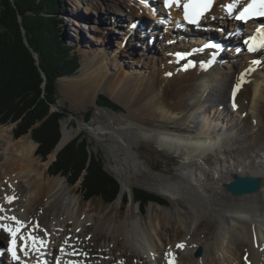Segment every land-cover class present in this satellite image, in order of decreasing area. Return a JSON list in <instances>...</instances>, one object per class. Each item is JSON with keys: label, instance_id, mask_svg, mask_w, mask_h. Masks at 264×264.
<instances>
[{"label": "bare ground", "instance_id": "obj_1", "mask_svg": "<svg viewBox=\"0 0 264 264\" xmlns=\"http://www.w3.org/2000/svg\"><path fill=\"white\" fill-rule=\"evenodd\" d=\"M89 1L87 5L95 4V0ZM125 1L97 0L99 8L104 5L110 7V11L117 8L119 12L115 11L116 17L96 18L85 15L86 23L90 20L97 22L94 31L100 33L107 29L108 33L90 35L85 33L86 28H82L84 25L79 27V38L75 37V40L78 38L88 61L83 72L62 78L60 86L64 94L71 98L73 108L94 102L97 108L95 120L113 118V128L100 125L95 127L91 123L88 129L101 136L109 133L111 138H115V152L122 163L115 167L116 172L123 174L125 165L133 166L138 172V181L145 188L173 201L180 198L190 200L194 223L188 226L179 211L168 209L169 221L164 224L152 223L149 230H144L139 220L126 218L112 226L110 219H99L94 232H113L117 256L113 251L111 257L103 256L93 260L87 238L92 237L88 224L96 221L95 215L79 213L76 204L80 199L78 194H73L76 189L73 191L65 176L60 174L48 177V167L56 158V151L46 161L37 158V143L28 135L14 141L8 126H1L0 130V177L5 183H1L0 179V211L7 215L16 213L28 222L34 217L39 218L40 226L36 230L38 244L44 249L50 239L45 252L50 259L58 258L63 264H130L128 258L134 251L140 258L144 256L147 264H169L167 258L171 251L177 252L180 264H264V52L259 56L261 62L252 65L256 57H251L244 48L238 50V44L243 42L242 34L250 32L254 24L247 25L249 29L243 31L236 16L230 17L227 13L231 3L242 5L248 0H216L205 26L199 30L201 34L187 32L184 41L177 40L176 34L179 36V33L175 34L170 27L163 32L160 22L154 24L153 21L160 20L156 3L161 0L153 3V6L148 5L152 22L142 17L143 10L136 5V2L148 4L147 0H127L128 12H123L120 6ZM74 11L80 14L78 7ZM170 12L171 15L181 17L178 8ZM124 16L131 17L127 21ZM132 22H138L134 29L129 24ZM212 25L217 28L213 29ZM118 27L122 29L118 34H123L119 38L116 35ZM208 32L226 43L222 57L209 71L196 72L198 67L183 71L180 64L171 61L175 50H189ZM114 38H121V43L116 44V47L115 44L111 45ZM123 43L130 45V50L145 59H138L137 55L133 57ZM205 50L199 55L195 53V58L200 56L203 60L210 51ZM132 60L145 64L149 71L146 75L139 73L140 79L135 76L126 79L118 92L119 97L113 99H122L128 112L108 117L107 113L113 112L98 104L94 92L101 91L102 83L107 84L105 87L108 90L115 88L113 92L116 91L118 84L109 72L110 64L125 66ZM151 65L156 69L153 87L148 82L151 78L148 75L153 73ZM167 70L175 72L171 77H165L164 72ZM226 74H231L229 80ZM217 80H220V85L215 83ZM136 88H139L136 97L133 96L136 102H130L129 96ZM148 88H152L151 91ZM201 102H205L207 107ZM198 108L201 110L200 115H209L212 119L201 128L200 123L195 121L200 116L194 115L195 120L188 122ZM153 119L180 123L189 129L183 130L171 124L161 126ZM66 124L62 129L58 149L65 146L73 136L67 131ZM144 137H149L176 158L179 175L162 180L163 176L160 175L143 174V163L134 150ZM210 152L214 159H209ZM209 173L213 176L211 190L207 187L210 185L207 183ZM234 175L257 176L262 187L242 196L231 195L224 185ZM122 186L123 191L128 187L127 179L123 180ZM5 193H15L17 201L5 205ZM193 196H199L205 202L200 200L202 205L196 204L194 201L199 200ZM120 200L121 195L118 198ZM204 210L209 220L203 225L206 218ZM217 219L222 222L220 226ZM174 222L178 226H174ZM184 228L186 233L182 237L171 239L172 232ZM3 237L4 233H0V241ZM178 243L183 247L178 248ZM197 247L202 249L199 256L194 254ZM112 249L108 244L103 245L101 251L106 254L104 251L112 252ZM38 253H31V259L38 260ZM245 253L248 254L246 261L242 259ZM9 259L8 256L6 259L0 258V264H8ZM34 264L39 263L35 261Z\"/></svg>", "mask_w": 264, "mask_h": 264}, {"label": "trees", "instance_id": "obj_2", "mask_svg": "<svg viewBox=\"0 0 264 264\" xmlns=\"http://www.w3.org/2000/svg\"><path fill=\"white\" fill-rule=\"evenodd\" d=\"M60 5L61 0H0V121L15 124L16 138L30 133L38 144L37 154L44 160L61 140V121L70 115L65 107L53 109L57 101L56 81L77 73L81 65L79 55L61 34ZM30 47L38 55V64ZM97 102L114 111L120 109L105 94H99ZM91 115L92 111H87L85 121ZM48 171L65 176L70 185L80 181L86 201L97 197L111 204L120 194V180L90 149L83 132L57 153ZM122 200L124 206L133 200L144 213L151 202L168 205L165 198L143 188H132L131 194L125 191Z\"/></svg>", "mask_w": 264, "mask_h": 264}, {"label": "rangeland", "instance_id": "obj_3", "mask_svg": "<svg viewBox=\"0 0 264 264\" xmlns=\"http://www.w3.org/2000/svg\"><path fill=\"white\" fill-rule=\"evenodd\" d=\"M88 3H90L89 0H61V5H60V9H59V14H58V18L60 19L59 20L60 21V31H61V34H62L66 44L73 47L74 51H76V53L79 55L80 63H81V66L79 67L77 73L70 75L68 77H73L74 75H77L79 73V71L83 72V69H84V67L88 61V59L86 61V58L84 57L85 56L83 53L84 49H82V47L79 43V40H78L79 35H77V31H79V27L81 28V25H84V26H82V28L83 29L86 28L85 33L86 34L88 33L90 35H97L98 36L99 34L101 35L104 33L106 35L108 33L107 29H104V30H106L105 32L102 31L100 33L94 31L93 28L95 26H98L97 22H95L94 20H90L86 23V21L84 19L86 17H90L91 15H92V17H96V18L97 17L98 18L99 17L104 18V17H110V16L116 17L117 16L116 12L117 11L119 12V10L117 8L111 9L112 11H110V7L105 6V5L100 6V8H99L96 5L97 0H95V4H93V5H87ZM128 4L129 3L126 0L122 4V7L120 6V9L124 10L123 12H128L127 11ZM136 5H138V7H140L143 10L142 11L143 12L142 17H144L145 19H148V21L151 22V16L149 14L148 4H146V3L140 4L139 2H136ZM76 7L79 8L81 15L77 14L74 11V9H76ZM0 10H1V6H0ZM67 13H69V14H67ZM85 15H86V17H85ZM77 16H78V18H77ZM119 17H123V16L119 15ZM129 17H131V16H128L127 18H125V16H124V18L127 21H129ZM129 24H131V23H129ZM166 28H167V26H163L164 31L166 30ZM120 30H122V29L119 28L116 30V32H117L116 35L118 38L120 37V35L123 36L122 33L118 34V32ZM75 37H78V38L75 40ZM110 37L111 36H109V38ZM91 38L93 39V37H91ZM120 40H121V38L120 39L114 38L113 40H111L112 41L111 45L113 46L115 44L114 46L116 47V44L121 43V42H119ZM124 45L128 49L130 48V45H127V44H124ZM115 47H114V49H115ZM157 47H158V49H160L161 48L160 44H158ZM109 48L111 49V47H109ZM128 51L133 55V57H135L137 55V53H135V51L132 49L131 50L129 49ZM108 54H111V53L108 52ZM112 56H114V54L111 55V57ZM136 58L141 59V60L145 59L144 57L141 56V54H138L136 56ZM110 65L111 66L109 67V72L112 74L113 78L116 80V83L119 86L117 85L116 91L113 92V90L115 88H111V90H108L105 87V86H107V84L102 83L103 85L100 88L101 91L100 92H97V91L94 92L96 101H97L99 94H105L106 96L111 98V100L117 102L120 105V109L117 111H114L110 108H107L113 112L110 114L107 113V116L109 115L108 117L114 115L115 113L120 114L123 112L124 113L128 112L126 110V106L122 102L123 101L122 99H120L121 102L113 99L115 97L116 98L119 97L118 92H119V90H121L120 87L125 84L126 79L128 77H132V76H135L136 78L140 79L141 77H140L139 73H143L146 75L147 72L149 71L148 67L145 64H138L134 60H132V62L130 61V63H128V64L126 63L125 66L116 65V63L110 64ZM151 68L153 70V73L151 75H148L151 77L148 80V82L153 87V85L155 83L154 82L155 79L153 76L155 75L154 72L156 71V69L152 65H151ZM124 74H125V76L123 77ZM66 77L67 76L61 77L57 81V101H56V104L53 105V108L57 109L58 107H61V108L65 107L68 109L70 115H68V117L64 118L61 121V128L64 129L63 126H64V123L66 122L67 123L66 124L67 131L70 132L71 134H73V136L70 138V140L73 139L75 136H77L79 133L83 132L85 137L88 139V142L90 144V149L93 150L94 152H97L103 158V160L105 162V168L108 170V172H110L112 175L116 176L120 180L121 186L123 185V180L126 181V179H127L128 187L125 188L123 193L126 191L129 194H131L132 188H143L145 190H148L150 192L157 194L156 192L151 191L150 189L142 186V183L138 181V176H137L138 172L134 169L133 166L125 165L126 168H125V172L123 174L116 172L115 167L120 166L122 163L119 159L120 157L115 152V150L117 149V146L115 143V138H113V137L111 138L109 133L106 136H101L99 133L90 132L88 129L91 127V125H90L91 123L95 127L100 125V126H107V127L113 128L114 127V125L112 124L113 118H111L110 120H104L101 118L95 120V113L97 111V108H96V104L94 102H90L88 104L81 105L79 108H73L71 98H69L68 96H66L64 94V91L62 90V86H60V82H61L60 80L62 78H66ZM230 77H231V74L230 75L226 74L227 80H229ZM215 83L220 85V80H217ZM218 87L220 88V86H218ZM151 89L148 88V90H150V91H151ZM138 92H139V88H136L135 90H133L131 92V94L129 96L130 102H133V101L136 102V100L133 96L136 97ZM212 98L214 100H216L215 96H212ZM201 104H202V102H201ZM202 105L204 107H207V104L205 102H203ZM89 110L92 111V115H91L89 120L85 121V113ZM200 112H201L200 108L195 110L194 114H192V116H191L190 120H188V122L195 120V119H193L194 115L200 116V118L196 119L195 121H198L200 123L199 127L201 128L202 126L204 127L206 125V123H208V121H212V119H211V117H209V115H205V114L200 115ZM232 118H234L233 115H232ZM120 120L124 121L122 118H120ZM153 120L155 122L159 123L161 126L171 124L173 126L181 127V129H183V130L189 129V127L183 126L180 123L169 122L165 119H153ZM81 123H84V125L80 126ZM1 126H3V127L8 126L9 132L11 133V138L14 141H18V139L21 138V137L16 138L14 136V127H15L14 123L2 124L0 121V130H1ZM27 135L32 138L30 133L25 134L24 136H27ZM24 136H22V137H24ZM134 151H135L136 155L139 156L140 161L143 163V167H142L143 174H148V175H152V176L153 175H160V176H163V177H161L162 180H166L167 178L173 179V177L175 175H177V174L179 175V172L177 171V167H176V158L173 155L166 152L165 150L161 149L158 146V143L149 139V137L142 138L139 141V143L137 144ZM36 157L44 161V159H42V157L40 155L36 154ZM210 158L214 159V157H212V155H211V152L209 154V159ZM41 163L43 164V162H41ZM43 167L45 170L46 169L45 166H43ZM48 169H49V167H48ZM47 175L49 178L54 177V175H51L49 173V171L47 172ZM59 175L60 174H58L56 176H59ZM212 177H213L212 174L209 173L208 174V181H207V183L210 184V185H207L209 190H211L210 186H212V183H213ZM0 179H1V177H0ZM1 181H2L1 183H4L3 179H1ZM68 185L73 189V191H74V189H76L75 192H73V194H75V195L78 194L77 197H79V199H80V201L76 204V206L79 210V213L80 214L86 213L87 215H93V214L95 215L96 221L95 222H89V224H88V226H90L89 234H90V236L92 235V237L87 238V240L89 241L90 249L92 248L91 252H92V255L94 256L95 260L97 259L96 256H99L100 253H102L101 249L103 248V245H108V244H110L111 248H113L114 250L112 249V252L109 250L104 251V253H106V258H108L109 256L111 257V255H113V251H115L114 253L117 256L116 250H115L116 244H115L113 232L105 231L103 233H98V234H95V232H94L96 222H99L100 221L99 219H101V220L110 219V223L112 226L113 225L115 226L116 224L121 223L126 218L133 219V220H139L142 228L144 230H149L151 228L152 223L159 222L160 224L161 223L164 224L165 222L169 221V217L167 214L168 210H171V211L177 210L183 216L182 218H184L183 220H184L185 224H187L188 226L191 227L192 223H194L193 212L190 209V207H191L190 202H189L190 200H186L185 198H180V199H176L175 201H173V200H170L167 196L160 194L161 197L165 198L168 201V205H160L158 203L151 202L147 207V212L144 213L141 210V208L139 207V205L137 203H135L133 200H130L129 204L127 206H124V203L122 200L123 193L119 194L117 199L111 204H107L101 198H97V197L92 198L90 201H86V200H84V197H83V194L81 191V187H80L81 182L80 181H78L75 185H70L69 183H68ZM224 186H225V189L227 190L226 184ZM120 192H121V190H120ZM120 195H121V200L118 201V198L120 197ZM193 197L197 198L199 200V201H194V203H196V204L202 205L200 203V200H202V202H205L204 199H201L199 196H193ZM188 198L190 199V195H188ZM203 214L206 216L205 220L202 223L204 225L209 219H208V215H207L206 210L203 211ZM174 223H175L174 226H176L177 225L176 222H174ZM217 224L219 226L222 224L220 219H217ZM201 227H202V225L199 226V228H201ZM185 233H186V228H184L182 231H178L175 233L172 232L170 236H171V239H173V238L176 239L178 236L182 237ZM131 254L132 255L128 258V261L130 260L129 261L130 264H147L146 258L144 256H141V258H140V255L136 251L132 252Z\"/></svg>", "mask_w": 264, "mask_h": 264}, {"label": "water", "instance_id": "obj_4", "mask_svg": "<svg viewBox=\"0 0 264 264\" xmlns=\"http://www.w3.org/2000/svg\"><path fill=\"white\" fill-rule=\"evenodd\" d=\"M20 20H21V18H20ZM24 41H25L26 45L29 46V42H28V40H27L26 37H24ZM30 51L32 52L33 56L36 58V62L38 64L39 63V60H38L37 53L31 47H30ZM42 74L45 77L44 72H42ZM66 76H68V75H66ZM60 78L61 77H59L58 79H60ZM58 79H57V81H58ZM62 133H63V131H62ZM59 150L60 149H58V144H57L54 152L56 151V154H57L59 152ZM226 187H227V191L230 194L236 195V196H242L244 194H247V193H251V192H255V191L260 190L261 187H262V182H261L260 178L257 177V176H252V175H243V176H241V175H234L233 179L230 180L229 182H227ZM122 193H123V186H121V192H120V194H122ZM201 253H202V249L201 248L197 249L196 256L201 255Z\"/></svg>", "mask_w": 264, "mask_h": 264}, {"label": "snow or ice", "instance_id": "obj_5", "mask_svg": "<svg viewBox=\"0 0 264 264\" xmlns=\"http://www.w3.org/2000/svg\"><path fill=\"white\" fill-rule=\"evenodd\" d=\"M168 2H169V0H165V4H166V6H167ZM244 11L246 12L247 9H245ZM242 16H243V13L241 14V18H242ZM185 17L188 18V16H187V5H185ZM193 22H195V21H193ZM262 47H264V45H262ZM249 50H250V51H255V49L252 48V47H250ZM254 63H260V61H254ZM237 87H239V85H238ZM6 199H7L9 202H11V199H12V198L6 197ZM0 219H2V218H0ZM11 219L14 220V221H16L17 224H21V223H22V222H20L19 220H17L16 217H11ZM0 228H4L6 231H9L10 234H11L12 236H16L17 232L20 231L19 228H17L15 231H13L12 229H8L7 226L2 225V224H0ZM22 239H25V240H27V239H32V237H30V236H29V237H23ZM22 247L26 250L27 245L25 244V245H23ZM177 247H183V245H182V244H179V245H177ZM13 255H14V257H15V253H13Z\"/></svg>", "mask_w": 264, "mask_h": 264}, {"label": "clouds", "instance_id": "obj_6", "mask_svg": "<svg viewBox=\"0 0 264 264\" xmlns=\"http://www.w3.org/2000/svg\"><path fill=\"white\" fill-rule=\"evenodd\" d=\"M80 66H81V65H80ZM65 76H66V75H65ZM68 76H70V75H68ZM62 77H63V76H62ZM110 99H111V98H110ZM114 102H115V101H114ZM116 103H117V102H116ZM103 107H104V106H103ZM107 108H108V107H107ZM19 138H20V137H19ZM60 150H61V149H60ZM60 150H59V151H60ZM56 155H57V154H56ZM54 160H55V159H54ZM51 175H52V174H51ZM160 205H161V204H160Z\"/></svg>", "mask_w": 264, "mask_h": 264}]
</instances>
